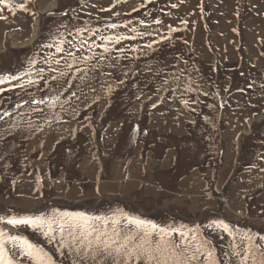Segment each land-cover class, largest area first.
I'll use <instances>...</instances> for the list:
<instances>
[{
	"label": "rangeland",
	"instance_id": "374dc122",
	"mask_svg": "<svg viewBox=\"0 0 264 264\" xmlns=\"http://www.w3.org/2000/svg\"><path fill=\"white\" fill-rule=\"evenodd\" d=\"M23 2L28 11L16 9L15 14L0 5L4 9L0 15L7 17L0 19V75L19 76L30 71V78L36 81L31 86L20 87L18 85L29 79L23 76L19 81L0 84V114L11 113L10 117L0 120V138L17 134L24 137L27 145L23 155L31 170L28 176L14 180L0 176V217H4L0 230L7 234L4 239L23 237L52 259L69 264L72 258L60 249L58 234L56 240L50 241L31 225H9L8 218L48 216L55 207L60 212L65 209V212H83L90 216L117 214L121 225L125 226L128 224L121 214L136 213L137 206L132 204L135 203L144 208V213L137 209L144 214L142 219L160 227L181 231L198 228V240L210 242L207 246L219 264H235L233 245H241L245 234L253 236L257 231L253 239L264 250V241L257 235H264V150L251 148L255 139L261 147L264 145V10L258 16L262 9L254 8H264V0ZM249 5L252 10L247 14ZM239 6L245 10H240ZM156 20L160 23H155ZM48 21H51L49 27ZM111 23L119 27L107 28ZM80 28L98 31L92 36L88 31L79 33ZM132 28L144 35L131 32ZM116 34L136 36V39L109 45L112 51L104 55L114 61L113 64L96 59L75 64L85 70L96 65V69L88 73L93 77L87 82L89 86L80 81L81 73H76L75 67L71 71L65 67L66 62H73L67 51L76 52L77 56H91L94 52L97 57L103 52L102 48L94 46L92 51L87 46L77 51L82 39H87L89 44L94 40L98 45L102 43L101 35ZM61 40L71 41V44L64 43L62 47L66 51L57 53L55 45ZM149 43L151 48L147 47ZM169 43L182 44L200 73L186 70L184 60L178 59L173 71L162 74L150 88L144 87L149 84L151 71L145 69L155 59H162L159 51ZM48 44L54 46L48 48ZM121 47L125 49L123 53L115 50ZM32 59L37 63L30 66ZM56 59L60 60L59 64L55 63ZM138 62L145 68L142 76L136 73ZM41 68L44 71L38 75ZM219 70L222 75L216 79ZM61 71L68 75L58 85L51 77H59ZM116 71L126 76L118 78ZM215 71L216 80H212ZM109 72L111 76L102 75ZM189 82L195 90L185 92L184 86ZM72 92L76 93L75 97ZM127 94H134V99L138 96L125 107ZM57 95L60 99L53 107L52 98ZM33 97L43 98L45 103H26ZM181 99H188L190 106L185 108ZM153 103L157 105L155 108ZM18 104L21 107L17 108ZM52 110L57 112L55 116ZM30 116L41 120L31 122ZM57 116L62 119L53 120ZM116 116L140 124L147 131L141 138L148 142L137 138L130 143L131 124L122 125V120L111 123L110 128L99 125L101 122L105 125ZM99 118L103 120L99 122ZM7 121L11 125H7ZM98 132L103 137L104 148L119 143L117 159L109 160L114 150L105 151L104 155L100 153L101 162L93 158L89 145L94 143V136H100ZM101 140L95 145L101 146ZM55 143L60 147L54 148ZM6 147L0 144V173H3L7 154L10 155L7 161L21 168V145L9 148L8 152L3 151ZM51 148L55 152L54 163L62 165L56 169H64L69 177L54 169L50 162ZM15 165L7 164V170L16 169ZM104 170L106 173H101ZM48 171L58 177L50 178ZM99 201L102 202L97 205ZM93 206H98L95 212ZM171 214L180 217L172 219L170 224L168 215ZM218 219H232L235 223L228 224L234 235L215 225L206 227ZM233 224L238 227L234 229ZM128 226L134 228V225ZM191 235L189 232V237ZM172 236L180 239L178 233ZM6 248L9 257L17 263L28 261L10 241ZM200 261H204L203 256ZM249 264H252L251 259Z\"/></svg>",
	"mask_w": 264,
	"mask_h": 264
},
{
	"label": "snow or ice",
	"instance_id": "6c2138e0",
	"mask_svg": "<svg viewBox=\"0 0 264 264\" xmlns=\"http://www.w3.org/2000/svg\"><path fill=\"white\" fill-rule=\"evenodd\" d=\"M120 2V0H117ZM151 2V0H149ZM0 5H3L13 14L16 9L28 11L26 3H17L16 0H0ZM114 6V5H113ZM176 7V5H173ZM4 9L0 8V12ZM105 11V9H101ZM133 11H136L134 8ZM116 15H119L116 13ZM0 19H7V17L0 15ZM141 24L144 21H140ZM155 23L159 24L160 21L156 20ZM109 29H116L119 27L116 23L106 25ZM175 31V29H169ZM79 33L85 31L90 32L92 36H96L98 29L80 28L77 30ZM133 33H137L136 28L130 30ZM138 35H144V33H137ZM99 39L102 41L100 44H95L93 40L91 44L87 39L80 41V47L77 51H80L88 47L89 51H92L93 46L103 49V52L99 54V57L93 52L91 56H77L76 52L67 51V56L72 58L71 63L66 62L65 67L71 71L75 67L77 62L89 63L94 59L97 62L105 59V53H110V44H120L125 39L135 40L136 36H127L126 34L116 35H101ZM64 43L71 44V41H59L55 45L57 53H63L66 51L62 45ZM154 43H158L154 41ZM53 44H48L46 47L52 48ZM74 47V46H73ZM148 48L152 47V44L147 45ZM117 52L123 53L125 49L123 47L115 49ZM135 51V49H133ZM114 60H119V57H113ZM37 62L35 59L29 61V65H35ZM56 64L60 63L59 59L55 60ZM113 67L115 65H112ZM51 68V65H50ZM96 65L93 64L91 69H81L75 67L76 73H81L79 79L85 86L88 85V81L93 77L88 75L89 72L94 71ZM44 69H39L38 75L43 73ZM51 71L55 72L56 69L51 68ZM126 74V73H125ZM68 75V72L61 71L60 76L53 75L51 79L56 81L60 85V80ZM102 75L111 76L112 73H102ZM23 76H28L29 79L25 84H20V87L31 86L36 81L30 78L31 72L21 73L17 75H0V84L10 82L11 80H21ZM44 79L43 76H40ZM179 80V77H176ZM67 83V81H65ZM123 83V81H121ZM168 83L167 80L164 81ZM180 86L179 84L177 85ZM71 87V85H69ZM95 89H93L94 91ZM111 87L108 91L111 92ZM185 92H192L195 89L192 87V82L187 83L184 86ZM2 91V89H0ZM67 91V89H65ZM159 91V89H158ZM73 97L76 96L75 92H72ZM183 95V93L181 94ZM207 95V93H205ZM60 96H54L52 98L51 106H55V101H58ZM162 99V98H161ZM26 103L43 104L44 99L36 100L34 97ZM181 103L188 108L190 102L188 99H181ZM156 103L152 104L155 108ZM17 108L21 105H16ZM11 113L4 111L0 114V120H4L6 117H10ZM60 119L59 116L56 117ZM264 170V169H262ZM127 221L128 225H134V228H129L121 225L120 215L113 214L112 216H90L83 212H60L53 211L48 216H20L19 218L12 216L8 218L7 223L9 225H31L35 229L41 231L44 236L49 240H56L57 234L60 236V246L62 249H68L73 257L72 264H197L201 257H204V264H219L214 256L213 251L207 246L210 242L200 241L197 238L198 228L196 230L181 231L178 228H163L151 221L141 219L139 217H131L126 213L121 214ZM4 217H0L3 220ZM213 225L217 229H222L230 236L234 235L233 230L228 223H225L223 219L213 220L211 224L207 225V228H211ZM184 227V226H181ZM189 232L192 233L189 237ZM178 233L180 239L173 238L172 234ZM7 234L0 230V264H16L14 258H10L8 255V249L6 243L11 242L14 247L20 248V254L25 256L29 261H35V264H55L53 259L39 248L37 245L28 242L26 239L20 236H7V240L4 237ZM261 241H264V235L257 234ZM232 256L236 258L235 264H249L251 259L252 264H264V250H261L259 244H257L253 236L245 234L241 239V245H233Z\"/></svg>",
	"mask_w": 264,
	"mask_h": 264
},
{
	"label": "trees",
	"instance_id": "16d2710c",
	"mask_svg": "<svg viewBox=\"0 0 264 264\" xmlns=\"http://www.w3.org/2000/svg\"><path fill=\"white\" fill-rule=\"evenodd\" d=\"M54 20V19H53ZM50 23H51V21H48V26L47 27H49L50 26ZM174 49H175V46H173V45H168V46H166V48L164 49V50H162V52H163V55H162V59H160V61L158 60V59H155L150 65H149V67L148 68H144L143 66H141L140 64L141 63H139L138 65H137V67H135V69H137L136 70V72L140 75V76H142L143 75V73H142V71L145 69V70H147V71H149L150 69H151V71L148 73V76H149V78L147 79V81L149 82V84H147L146 86H144V87H151L153 84V82H155L158 78H159V76L163 73V72H165V71H169V70H171L172 68H173V64H174V61H175V59H176V56H177V53H175L174 52ZM182 50V49H181ZM182 52V51H181ZM158 56V55H157ZM114 74H117L118 75V78H120V76L121 75H123V76H126L124 73H119V71H116ZM131 74H132V72H131ZM222 75V73L221 72H219V76H218V78L220 77ZM121 79H124V78H121ZM214 78L212 77V80H213ZM143 88V87H142ZM141 92H139L138 94H140ZM70 94V90L68 89V91H67V95H69ZM138 94L135 96V99L133 98V95L132 94H127V97H126V99H125V101L123 102V104L125 105V107L126 106H129L130 104H132L137 98V96H138ZM113 108H114V106H113ZM118 116H116L115 118H117ZM42 118H44V117H42ZM111 120H113V119H111ZM126 129H128L127 127H126ZM142 133V132H141ZM124 134H125V130H124ZM128 134H129V138L131 139V138H136V137H139L141 134L139 133V129L137 130V132H135L134 130H133V128H131L130 127V130H129V132H128ZM95 152H94V158L96 159V160H98V161H100V153H102V154H105V150L102 148V147H100V146H97V145H95ZM96 150H98V153L96 154ZM5 151V150H4ZM6 152H7V150H6ZM107 154V153H106ZM9 157H10V155L9 154H7L6 155V158H8L9 159ZM55 165L57 166V164L55 163ZM66 250V249H65ZM30 264H35V263H30ZM56 264V263H55Z\"/></svg>",
	"mask_w": 264,
	"mask_h": 264
},
{
	"label": "crops",
	"instance_id": "0c3cea01",
	"mask_svg": "<svg viewBox=\"0 0 264 264\" xmlns=\"http://www.w3.org/2000/svg\"><path fill=\"white\" fill-rule=\"evenodd\" d=\"M17 3L23 2V0H16ZM16 23H17V19H16ZM17 26V25H16Z\"/></svg>",
	"mask_w": 264,
	"mask_h": 264
},
{
	"label": "bare ground",
	"instance_id": "6f19581e",
	"mask_svg": "<svg viewBox=\"0 0 264 264\" xmlns=\"http://www.w3.org/2000/svg\"><path fill=\"white\" fill-rule=\"evenodd\" d=\"M110 22V21H109ZM260 36V35H259ZM13 37V36H12ZM14 39V38H13ZM14 41V40H13ZM55 50V49H54ZM136 82V81H135ZM137 85V83H135ZM126 85V84H125ZM131 85V84H130ZM133 85V84H132ZM38 98V97H37ZM103 198V197H102Z\"/></svg>",
	"mask_w": 264,
	"mask_h": 264
}]
</instances>
